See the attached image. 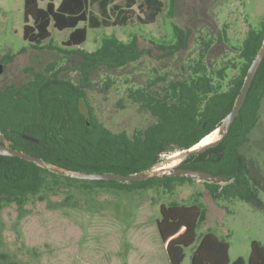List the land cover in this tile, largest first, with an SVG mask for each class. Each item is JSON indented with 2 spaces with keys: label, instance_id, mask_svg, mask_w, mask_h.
<instances>
[{
  "label": "trees",
  "instance_id": "16d2710c",
  "mask_svg": "<svg viewBox=\"0 0 264 264\" xmlns=\"http://www.w3.org/2000/svg\"><path fill=\"white\" fill-rule=\"evenodd\" d=\"M89 1L25 0L24 40L33 49H39L51 38L50 27H54L59 31L72 30L64 42L66 47L83 45L87 41L88 29L79 25L89 20ZM41 2H47L45 8ZM137 4L138 0H99L96 7L100 17L95 26L126 25ZM142 4L145 17L139 19L143 24L155 23L165 7L164 0H143ZM110 15L115 17L113 22ZM172 26L174 42L158 45L168 56L190 48L187 32L175 23ZM263 42L264 21L259 29L249 28L239 47L237 60L224 58L210 62L211 42L202 41L198 53L179 70L162 72L152 69L145 85L127 88L128 98L151 119L150 124L137 127L129 134L126 131L113 132L98 120L88 95V89L92 87L91 72L101 68L123 69L151 53L142 47L138 35L132 36L129 42L115 36L105 38L95 52L71 51L82 59L75 67L82 75L79 84L58 79L55 75V82L47 83L48 77L43 74L24 87H9L1 92L0 130L4 131L12 148L68 169L123 175L148 170L160 162L163 155L194 147L221 125L232 111ZM233 69L237 73L230 76L229 70ZM115 84V80L109 78L103 91H109ZM263 99L264 62L227 137L218 146L192 156L182 165L186 169L233 180L228 185L204 182L215 201L232 203L240 200L258 209L264 208L258 194L259 180L253 177L250 163L242 153L259 122ZM24 135L39 139V143L25 140ZM47 175L55 183H80L87 190L110 188L128 192L159 187L171 193L178 184L187 180L193 182L191 178L180 176L130 184L84 181L57 175L17 157L0 155V223L5 206L13 204L23 209L31 196L46 189ZM160 210L157 226L170 264H182L185 249L195 244L191 264H231L230 246L226 240L209 231L198 236V229L207 219L204 204L173 203L162 205ZM232 264L246 263L239 258ZM248 264H264L261 243H252Z\"/></svg>",
  "mask_w": 264,
  "mask_h": 264
},
{
  "label": "rangeland",
  "instance_id": "374dc122",
  "mask_svg": "<svg viewBox=\"0 0 264 264\" xmlns=\"http://www.w3.org/2000/svg\"><path fill=\"white\" fill-rule=\"evenodd\" d=\"M98 1H89V20L79 25L88 29L83 45L66 47L64 42L72 30L50 27L51 38L36 50L24 40L25 0H0V61L5 62L0 90L27 84L35 73L46 72L52 66L61 77L79 84L82 75L72 68L82 59L72 50L92 53L101 48L105 38L115 36L129 42L138 35L142 47L151 54L123 69L91 72L92 87L88 89L98 120L113 132L132 134L137 127L150 124L151 119L128 98V87L145 85L154 68L162 72L179 70L198 53L202 41L211 42L210 62L237 60L249 28L259 29L264 21V0H164V10L156 22L143 24L139 19L145 17L143 0H138L126 25L95 26L100 17ZM46 5L41 2L42 7ZM109 19L113 22L115 17L110 15ZM173 23L187 32L190 48L168 56L158 45L174 42ZM236 73L229 70L230 76ZM109 78L116 84L104 92ZM242 153L253 177L259 180L258 194L264 202V99L259 122ZM172 154L163 155L161 161ZM47 181L46 189L31 196L23 209L13 204L3 208L0 264H170L157 221L161 206L173 203L205 205L207 219L198 229V236L209 231L226 240L231 264L239 258L248 264L253 242L264 246V208L240 200L215 201L204 182L187 180L169 193L159 187L133 192L87 190L80 183H55L49 175ZM195 246L185 249L182 264H191Z\"/></svg>",
  "mask_w": 264,
  "mask_h": 264
},
{
  "label": "water",
  "instance_id": "95a60500",
  "mask_svg": "<svg viewBox=\"0 0 264 264\" xmlns=\"http://www.w3.org/2000/svg\"><path fill=\"white\" fill-rule=\"evenodd\" d=\"M263 62H264V42L249 68L248 74L246 76L242 89L235 101L232 111L223 120L221 125L214 131L217 134L216 139L202 146H199V144H197L190 149L173 153L167 159L156 163L153 167H151L148 170L130 175H123V174L110 173V172L92 173V172L77 171L53 164L44 159L33 156L29 153L16 150L1 142H0V155L17 157L25 161L34 163L39 167L47 169L48 171L55 173L57 175L72 179H77V180H84V181H106V182L111 181V182H121V183L130 184V183L148 181L153 178H162L165 176H169V177L180 176V177L191 178L198 182H208L211 184L215 183L218 185H228L233 181L228 177L221 175H213L211 173L200 170L186 169L183 168L182 165L192 156L200 155L202 153H205L209 149L218 146L227 137L234 122L236 121L237 117L240 115V112L246 103L250 89L253 85V82ZM1 72H2V66H0V73ZM26 138L29 140H34L31 137H26Z\"/></svg>",
  "mask_w": 264,
  "mask_h": 264
},
{
  "label": "flooded vegetation",
  "instance_id": "af4514ba",
  "mask_svg": "<svg viewBox=\"0 0 264 264\" xmlns=\"http://www.w3.org/2000/svg\"><path fill=\"white\" fill-rule=\"evenodd\" d=\"M36 50H38V49H36ZM65 53V52H64ZM73 54V53H72ZM0 66H2V72L0 73V76L4 73V71H5V62L4 61H0ZM78 65H76V66H73V70H76L75 69V67H77ZM53 67V66H52ZM52 67H49L51 70H49L48 71V69H46V72H42V73H35V76H34V79H36V77L38 76V75H43V74H46V76L48 77V79H46V82L47 83H54L55 81H54V75L56 76V78H58V79H61V80H63V77H61L60 76V73H59V71L58 70H53V68ZM76 71H78V70H76ZM33 79V80H34ZM32 80V81H33ZM32 81H30V82H32ZM30 82H28L27 84H24V85H21V86H17V85H9V86H7L5 89H3V90H0V93L1 92H3V91H5L6 89H8L9 87H24V86H26V85H28ZM73 82V81H72ZM74 83V82H73ZM76 84V83H75ZM44 133L43 134H46L45 133V131H43ZM26 137H31V136H28V135H24L23 136V138L25 139V140H27V141H30V142H32V143H39V139H36V138H34V137H31V138H33L34 140H29V139H27ZM0 142L1 143H3V144H5V145H8V146H10V142H9V140L7 139V137H6V135H5V133H4V131H2V130H0ZM11 147V146H10Z\"/></svg>",
  "mask_w": 264,
  "mask_h": 264
},
{
  "label": "bare ground",
  "instance_id": "6f19581e",
  "mask_svg": "<svg viewBox=\"0 0 264 264\" xmlns=\"http://www.w3.org/2000/svg\"><path fill=\"white\" fill-rule=\"evenodd\" d=\"M216 132L208 135L206 138H204L200 143L199 146L205 145L207 143H210L211 141H213L214 139H216Z\"/></svg>",
  "mask_w": 264,
  "mask_h": 264
}]
</instances>
